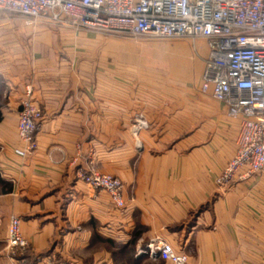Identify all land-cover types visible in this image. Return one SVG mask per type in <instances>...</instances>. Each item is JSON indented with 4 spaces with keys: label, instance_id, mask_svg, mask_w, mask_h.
<instances>
[{
    "label": "crops",
    "instance_id": "obj_1",
    "mask_svg": "<svg viewBox=\"0 0 264 264\" xmlns=\"http://www.w3.org/2000/svg\"><path fill=\"white\" fill-rule=\"evenodd\" d=\"M207 57L203 39L195 48L0 14V241L17 215L30 264H171L137 255L156 238L188 264H264V171L216 184L240 124L200 91ZM28 87L44 117L36 150L21 156ZM82 167L121 178L125 208L80 180ZM98 235L137 240L119 254ZM0 264L18 262L0 252Z\"/></svg>",
    "mask_w": 264,
    "mask_h": 264
},
{
    "label": "built area",
    "instance_id": "obj_2",
    "mask_svg": "<svg viewBox=\"0 0 264 264\" xmlns=\"http://www.w3.org/2000/svg\"><path fill=\"white\" fill-rule=\"evenodd\" d=\"M23 17L27 24L44 20L106 35L130 38H190L207 42L208 57L200 81V91L223 103L228 115L239 120L236 152L217 177L216 184L230 187L237 180L261 175L264 171V0H0V13ZM19 111L18 134L26 156L37 148V134L43 109L30 97ZM139 127L146 126L142 117ZM78 177L97 191L108 193L112 204L125 208V186L121 178L82 167ZM22 219L9 217L7 251L26 264L31 251L22 233ZM138 255L171 264H188L187 254L177 252L162 238L145 243ZM43 264H58L56 257Z\"/></svg>",
    "mask_w": 264,
    "mask_h": 264
},
{
    "label": "trees",
    "instance_id": "obj_3",
    "mask_svg": "<svg viewBox=\"0 0 264 264\" xmlns=\"http://www.w3.org/2000/svg\"><path fill=\"white\" fill-rule=\"evenodd\" d=\"M0 185L2 186V191L5 192L7 190H9V186H8V183H6L5 181H3L2 179H0ZM98 237L101 238V240L105 241V242H108L110 243L111 245H113L115 248H119V254H122L124 253V251H128V247L130 245L132 246H135L136 245V238H132L131 241L126 245V244H121L120 242L118 243L117 241L111 239V238H107V237H103V236H99ZM31 254H32V251H29L27 254H26V264H30V260H31ZM116 251L113 253L114 257L116 258L118 255H119ZM136 254V253H135ZM17 259L19 260L20 257H17Z\"/></svg>",
    "mask_w": 264,
    "mask_h": 264
},
{
    "label": "rangeland",
    "instance_id": "obj_4",
    "mask_svg": "<svg viewBox=\"0 0 264 264\" xmlns=\"http://www.w3.org/2000/svg\"><path fill=\"white\" fill-rule=\"evenodd\" d=\"M1 15L2 14H6V15H10V16H18V15H15V14H12V13H5V12H1L0 13ZM21 17V16H20ZM124 37V36H123ZM135 39V38H134ZM190 40L191 42H192V40L190 39V38H178V39H153V38H138V39H136V40H139V41H167V42H173V41H177V40ZM193 43V42H192ZM191 84H192V80H191ZM208 97V96H207ZM209 98V97H208ZM125 198H126V196H125ZM8 224H9V220H8ZM7 231H8V226H7ZM7 235H8V233H7ZM7 235H6V238H5V240H4V242H1L0 241V252H1V254L3 255V254H5L6 253V255L7 254H9L8 253V251H7V243H6V240H7ZM137 255H138V252H137ZM139 256V255H138ZM18 257H19V255H18ZM141 257H146L147 259H149L150 257H148V256H144V255H141ZM156 261H165V260H161V259H155ZM58 262V261H57Z\"/></svg>",
    "mask_w": 264,
    "mask_h": 264
}]
</instances>
